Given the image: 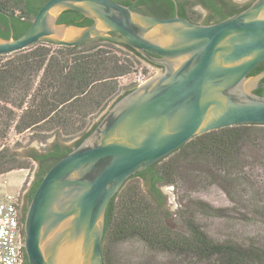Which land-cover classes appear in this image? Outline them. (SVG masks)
<instances>
[{
	"label": "water",
	"instance_id": "obj_1",
	"mask_svg": "<svg viewBox=\"0 0 264 264\" xmlns=\"http://www.w3.org/2000/svg\"><path fill=\"white\" fill-rule=\"evenodd\" d=\"M175 14L145 15L112 0H48L19 38H0V56L37 44L125 45L161 68L115 102L82 143L43 176L25 211L27 264H104L109 201L131 176L193 138L236 126H264V0L213 24ZM135 4V1H133ZM91 24H58L63 12Z\"/></svg>",
	"mask_w": 264,
	"mask_h": 264
},
{
	"label": "trees",
	"instance_id": "obj_2",
	"mask_svg": "<svg viewBox=\"0 0 264 264\" xmlns=\"http://www.w3.org/2000/svg\"><path fill=\"white\" fill-rule=\"evenodd\" d=\"M47 1L0 0V11L11 17L14 39L25 33L34 16ZM112 1L128 6L136 12L145 7V15L159 18L174 15V3L170 0ZM195 1L210 12L208 19L218 21L251 5L249 3L238 10L236 5L225 0ZM188 4L190 3L185 2L179 6V17L190 19L186 11ZM14 10L24 16H30L31 20L25 21L22 17L15 16ZM57 22L77 27L91 24V21L73 11L63 12ZM10 32L7 17L0 14V38L7 40ZM37 45L13 54L0 66V101L9 102L11 95L17 92L23 94L20 101L15 99L18 101L16 106L22 110L15 125L16 130L20 132L40 126L43 130L56 134L57 138H79L72 147L54 144L45 153L29 156L32 162L38 163V171L27 194L28 203L45 173L78 147L95 129L98 123L88 130V122L94 115L103 111L116 96L118 80L132 72L137 59L144 61L125 45L101 40H92L77 47H56L54 50H50L49 47L52 46L48 44ZM263 70L264 61L255 67L249 76ZM39 75L37 87L32 91V77ZM261 83H264V79ZM132 90L126 91L115 102ZM254 93L264 97V87ZM258 128L261 127L236 126L195 137L144 171L127 179L129 181L139 178L144 182L146 190L141 192L138 184L125 187V181L120 191L109 201L101 242L104 264L106 248L110 243L134 237L140 238L154 249L195 257L205 263L264 264V245L259 242L248 246L238 243H215L192 220L186 222L187 235L174 233L164 221L165 199L160 190L162 186L176 184L182 168L199 172L198 175L192 174L194 179L200 178L203 173L208 185L219 186L227 196L231 195L228 191H232L239 181H245L254 191L261 188L264 190V183L258 185L250 176L247 178L233 172L240 164L242 147L255 140L260 130ZM3 158L0 160V174L12 170L4 167L10 161H4ZM23 168L25 167H18ZM196 206L202 212L216 214L223 211L201 201L197 202ZM252 212L253 217L259 218L264 224V205L260 208L255 205Z\"/></svg>",
	"mask_w": 264,
	"mask_h": 264
},
{
	"label": "rangeland",
	"instance_id": "obj_3",
	"mask_svg": "<svg viewBox=\"0 0 264 264\" xmlns=\"http://www.w3.org/2000/svg\"><path fill=\"white\" fill-rule=\"evenodd\" d=\"M236 6L251 3L253 0H226ZM145 9V7H143ZM12 11V10H10ZM188 17L200 24L210 17V12L200 5L188 4L186 7ZM15 16L30 21V16H24L19 11H13ZM38 46V45H37ZM52 46V45H51ZM56 47H49L54 50ZM15 54V53H13ZM0 56V66L12 55ZM160 68L150 65L142 60H136L132 72L118 80L116 96L107 104L103 111L96 114L88 122V130L98 123L102 116L112 106L115 100L128 90L135 89L144 81L158 75ZM32 91L37 87L40 75L32 77ZM19 97V98H18ZM22 99L23 94L11 95L9 102L0 101V160L3 158L8 164L4 167L12 169L0 174V199L7 193L4 189H10L11 194H19L20 203L26 208L25 200L38 171V164L32 162L29 156L42 154L54 144L72 147L78 136H62L57 138L51 131H45L40 126L18 131L15 125L22 114L16 105ZM14 103V104H12ZM258 127V126H257ZM258 135L252 143L242 147L240 164L233 169L235 174L253 178L258 185L264 183V126H259ZM18 167H25L18 169ZM182 168L177 183L162 186L160 188L165 205L163 214L166 215L165 224L174 232L187 235L186 222L193 221L215 243H238L245 246L252 243L264 245V224L259 218L253 217V207L264 205V190L254 191L245 181H239L229 190L227 196L219 186L208 185L205 175L200 178L194 170ZM193 174V175H192ZM192 176V177H191ZM138 184L141 192H145L146 186L139 178H132L126 182L125 187ZM204 202L214 209H222V212L211 213L200 211L196 203ZM251 219V220H250ZM106 264H211L198 260L195 257L177 255L150 247L138 237L124 241L110 243L106 248Z\"/></svg>",
	"mask_w": 264,
	"mask_h": 264
},
{
	"label": "built area",
	"instance_id": "obj_4",
	"mask_svg": "<svg viewBox=\"0 0 264 264\" xmlns=\"http://www.w3.org/2000/svg\"><path fill=\"white\" fill-rule=\"evenodd\" d=\"M19 194L0 199V264H26L23 215Z\"/></svg>",
	"mask_w": 264,
	"mask_h": 264
},
{
	"label": "flooded vegetation",
	"instance_id": "obj_5",
	"mask_svg": "<svg viewBox=\"0 0 264 264\" xmlns=\"http://www.w3.org/2000/svg\"><path fill=\"white\" fill-rule=\"evenodd\" d=\"M171 1V0H170ZM176 2H177V8H178V10H179V6L180 5H182L183 3H185V2H188V3H191L192 5H200V6H202L201 4H198L195 0H175ZM226 1V0H225ZM172 2V1H171ZM252 3V2H251ZM247 5V4H246ZM246 5H242V6H237V9L238 10H240V9H242L244 6H246ZM140 12L139 13H142V14H145L144 12H145V10L143 9V8H139L138 9ZM178 10H177V15H178ZM174 14H175V8H174ZM146 15H148V14H146ZM149 16H154V15H150L149 14ZM174 16V15H173ZM172 16V17H173ZM154 17H157V16H154ZM159 18V17H158ZM168 18H171V17H168ZM163 19H167V17L166 18H163ZM185 19H187V20H190V19H188V18H185ZM191 22H193V21H191ZM216 22H219L217 19H207V20H205V21H203V22H201L200 24H203V25H207V24H213V23H216ZM194 23V22H193ZM198 24V23H197ZM161 69V68H160ZM38 164V163H37ZM28 192H29V190H28ZM28 192H27V194H28ZM25 200L27 201V195H26V197H25ZM21 210H22V215H23V221H24V216H25V207L24 206H22L21 205Z\"/></svg>",
	"mask_w": 264,
	"mask_h": 264
},
{
	"label": "crops",
	"instance_id": "obj_6",
	"mask_svg": "<svg viewBox=\"0 0 264 264\" xmlns=\"http://www.w3.org/2000/svg\"><path fill=\"white\" fill-rule=\"evenodd\" d=\"M10 189H8L7 187L4 189V193H9Z\"/></svg>",
	"mask_w": 264,
	"mask_h": 264
}]
</instances>
